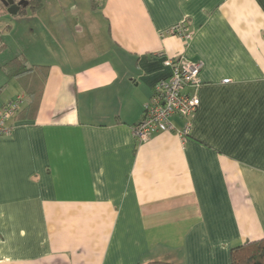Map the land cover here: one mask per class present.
<instances>
[{"label":"crops","instance_id":"1","mask_svg":"<svg viewBox=\"0 0 264 264\" xmlns=\"http://www.w3.org/2000/svg\"><path fill=\"white\" fill-rule=\"evenodd\" d=\"M54 6L61 20L32 25L43 52L32 39L1 58L13 26L0 31V108L21 98L0 135V264H231L234 246L264 237V0ZM180 23L191 40L170 33ZM20 55L48 68L35 113L4 69ZM178 55L203 62L191 131L175 116L140 141Z\"/></svg>","mask_w":264,"mask_h":264},{"label":"built area","instance_id":"2","mask_svg":"<svg viewBox=\"0 0 264 264\" xmlns=\"http://www.w3.org/2000/svg\"><path fill=\"white\" fill-rule=\"evenodd\" d=\"M170 33L178 34L186 41L193 37L185 23L172 27ZM166 64L171 67L170 75L154 85L143 117L134 126V135L140 141L157 132L176 130L172 121L175 116L181 117L184 121L183 128L177 132L183 137L188 136L192 128V118L200 106L198 91L202 85L200 74L203 62L178 55L168 58ZM20 109V97L0 108V135L12 131L8 122Z\"/></svg>","mask_w":264,"mask_h":264},{"label":"trees","instance_id":"3","mask_svg":"<svg viewBox=\"0 0 264 264\" xmlns=\"http://www.w3.org/2000/svg\"><path fill=\"white\" fill-rule=\"evenodd\" d=\"M28 1V7L33 10L39 9L43 4L42 0ZM25 11L26 7H22L19 13H24ZM6 46L7 44L3 39V36L0 34V52L4 50ZM4 69L7 73L8 78H17L23 84L27 95L31 99L28 108L31 113H35L37 107L40 104L41 95L44 89V81L46 72L48 70L47 66L30 65L28 64L26 58L20 55L9 60L4 65ZM139 264L175 263L169 261L154 260ZM231 264H264V237L234 246L231 251Z\"/></svg>","mask_w":264,"mask_h":264},{"label":"rangeland","instance_id":"4","mask_svg":"<svg viewBox=\"0 0 264 264\" xmlns=\"http://www.w3.org/2000/svg\"><path fill=\"white\" fill-rule=\"evenodd\" d=\"M65 0H48L44 1V8H39L35 12L31 10L30 7H28L27 12L25 14H13V13H7L5 14V8L3 6H0V11H1V19H0V31L6 26V22H10V24L13 26L11 30H4V38L8 42L9 47L7 49L6 54L1 56L2 57H10L12 54H15L14 52H19L20 50L22 51H27V48L31 45V40L35 39L37 40V43L35 46L38 50L45 49L46 44L43 42L42 36L39 37L37 35H34L32 33V25L36 26L41 24H46V21L52 19V20H61L62 19V13H56L54 12V5L58 4L59 6L63 5V2ZM53 10V11H52ZM52 13V15H51ZM96 18L97 16H94L93 19ZM35 31L38 32L41 30V28L38 26L35 27ZM41 33V32H40ZM39 38V39H38ZM43 42V43H42ZM44 45V46H43ZM29 50V49H28ZM45 53V52H44Z\"/></svg>","mask_w":264,"mask_h":264},{"label":"water","instance_id":"5","mask_svg":"<svg viewBox=\"0 0 264 264\" xmlns=\"http://www.w3.org/2000/svg\"><path fill=\"white\" fill-rule=\"evenodd\" d=\"M4 6L7 7L9 13L17 14L21 7L28 6V0H20L18 3H15V0H2Z\"/></svg>","mask_w":264,"mask_h":264},{"label":"flooded vegetation","instance_id":"6","mask_svg":"<svg viewBox=\"0 0 264 264\" xmlns=\"http://www.w3.org/2000/svg\"><path fill=\"white\" fill-rule=\"evenodd\" d=\"M20 0H15V3H18ZM0 6H3V7H5L4 6V3L2 2V0H0ZM5 8H7V7H5ZM22 8V7H21Z\"/></svg>","mask_w":264,"mask_h":264}]
</instances>
